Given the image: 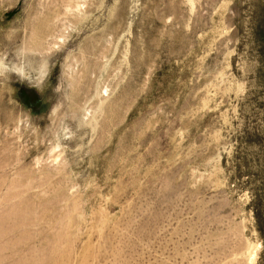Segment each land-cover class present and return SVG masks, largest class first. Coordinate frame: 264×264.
Masks as SVG:
<instances>
[{
    "label": "rangeland",
    "instance_id": "rangeland-1",
    "mask_svg": "<svg viewBox=\"0 0 264 264\" xmlns=\"http://www.w3.org/2000/svg\"><path fill=\"white\" fill-rule=\"evenodd\" d=\"M0 264H264V0H0Z\"/></svg>",
    "mask_w": 264,
    "mask_h": 264
}]
</instances>
